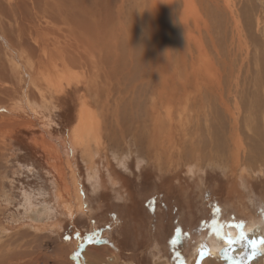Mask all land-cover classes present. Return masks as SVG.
<instances>
[{
    "label": "rangeland",
    "instance_id": "374dc122",
    "mask_svg": "<svg viewBox=\"0 0 264 264\" xmlns=\"http://www.w3.org/2000/svg\"><path fill=\"white\" fill-rule=\"evenodd\" d=\"M195 1L199 20H180L184 9L180 0L176 25L170 23L171 34L165 38L160 0H62L66 5L57 14L53 11L56 19L48 28L55 46L52 45L55 50L51 54L55 65L48 68L45 76L36 77L35 86L28 85L26 89L35 94L32 100L37 104H46L55 95L56 105L51 102L49 109L40 108L36 113L21 108L19 99L25 88L22 91V82H13L0 48V264H98L113 254H117L119 264H189L198 241L205 240L203 245L208 247V240L215 237L225 244L226 230L242 232L252 214L258 215L264 230V179L253 181L254 198L260 197L261 202L247 203L252 214L244 217L240 207L243 201L247 202V190L238 188L237 177L230 175L228 180L202 158L193 156L188 133L192 120L186 119L182 124L180 119L179 99L181 93H189L190 89L185 86L183 92L179 86L178 57L188 46L194 52V58L185 61L184 75L188 77L193 61L204 55L195 46L191 48L192 42L197 45L194 40L201 36L202 45L209 44L207 38L215 34L210 19H215V12L227 11L222 0H210V4L200 0L208 6L206 9L201 2L198 5L199 0ZM234 10L239 26L249 30L252 10L243 8L238 1ZM204 22L212 35L205 31ZM11 32L14 38V30ZM22 45L29 48L27 41H22ZM250 51L247 61L251 60L248 63L253 75L244 80L248 85L242 82V93L249 89L244 100L256 102L260 101V93L255 95L253 85L258 80V69L254 66V52L251 48ZM261 60L262 54V66ZM71 79L89 91L84 92V99L80 92L66 86L67 82L74 85ZM191 79L189 74V83ZM39 89L45 98L38 94ZM79 97L86 102L85 109L92 115L94 125L74 141ZM245 101L239 119L243 131L249 107ZM256 122L250 128L252 137L260 133ZM46 138V144L55 149H62V145L63 159L46 158L37 144ZM240 138L244 140V135ZM117 158H123L127 169L118 165ZM189 163L197 166V177L191 179L194 182L185 174ZM86 167L96 168L101 176L103 189L99 192L91 193ZM74 168L76 172L72 174ZM72 175L87 198L90 211L66 219L54 194L60 195V200L73 207L74 212L77 210ZM110 176L118 178L120 186L104 185ZM119 196L123 198L117 199ZM260 240H264V235ZM260 245L264 246L258 244L257 250ZM93 254L99 257L93 258Z\"/></svg>",
    "mask_w": 264,
    "mask_h": 264
},
{
    "label": "bare ground",
    "instance_id": "6f19581e",
    "mask_svg": "<svg viewBox=\"0 0 264 264\" xmlns=\"http://www.w3.org/2000/svg\"><path fill=\"white\" fill-rule=\"evenodd\" d=\"M179 1L180 0H160L161 2L160 6L162 8V13L164 12V16H165V19L163 20L164 29L166 31V34H164L165 38H168V35H169L168 33H170L168 32L170 23L175 22L174 24L176 25L175 19L177 18H175V16L177 15L176 14L177 8H179L178 3L179 4L181 2L184 3V9L180 13V20L182 22L187 23L188 20L190 19L199 20L198 15H197L198 13L196 10L195 0H181V2ZM206 1L209 2L210 0H205V2ZM236 1H238V3H240L243 8L245 6V8L249 7V9L252 10L253 19L252 18L251 19L253 21H251L252 23L248 25L250 26L249 30L247 29L244 31L241 28L242 26H239V22L236 16V10H234ZM200 2L201 1L199 0L198 5L200 4ZM221 2L225 4L227 11H225V13L223 12L224 14L221 12L219 14L215 12L214 13L215 19H212V18L210 19L212 20L210 24L213 23L212 28L215 30V34H213L214 36H210V38H207L208 41H210L209 44H207L206 46H203L202 45L203 40L201 36H199V39H201L202 43L199 39H197V40H194L196 41L197 45H194L193 42H192L193 47L190 45L192 49H194V46H195L196 51H200V52L203 51L204 53L203 57L201 58L199 57L198 59H196V62L193 61V69L191 72L189 71L190 73L188 72L190 74V77L192 76V79H191L192 82L190 83L187 80L189 77V74L187 73L188 77L184 75L185 68H186L185 61L188 59L192 60L194 58V57L192 58V54L194 52L192 53L189 46L186 51L184 48L181 47L185 51L183 53H181L180 50L178 51L179 53H181V58L178 57L179 61H181L180 68L178 67L179 66L178 63L176 67L180 71V72L178 71L179 72L178 74H180L178 78H180L181 80V84L179 86H181L180 88L183 92H185V89H186L185 86H187L190 89L189 93L187 92L181 93L180 99L178 98L179 99V115H180L182 124L183 122L186 121V119L187 121L192 120L191 128L190 127H189L190 129L188 128L190 132L188 133L190 136L189 138H191L190 139L191 142L189 143H191V150L194 154L193 156L202 158L203 162L207 166L216 168L217 170L221 172L223 176H226L228 180H229L230 175H232L234 179L237 177L236 184L238 188L240 186H243L247 190L246 191L247 195L245 194V198H244V199H247V202L243 201V203H241L240 213H242L244 217L246 216L248 217L252 214V212L248 211L250 207H248L247 203L257 204L258 201L261 202L260 197H258V199L254 198L256 194L253 191V188L251 187L252 183L253 181H256V180L260 181L261 179H264V69H263L264 67L263 66V62H264V0H235V2H233V0H222ZM201 3L203 4V6H206V3L205 5L203 2ZM214 3L213 5H215ZM65 5H64V2H62V0H0V48L2 50L1 52L7 59V62L10 68L9 71L10 73H12L11 76L12 75L14 76L13 82H15V85L16 83L20 84L22 82L19 85V87L21 88L20 90L25 88V92L22 90L23 93H21L19 104L21 108L27 109L30 113L32 111L36 113V111L40 108L49 109L51 102L55 104V100H54L55 95H54V98L53 96L49 98L48 103L44 104V102H40L37 104L36 103L37 101L35 102L33 101L34 99L32 100V98L35 97V94L33 92L27 91L26 89L29 87L28 85L35 86L36 77L40 78L44 73L48 72V68H51L52 65H55V63H53L54 61L51 60L53 58L52 57L53 55L51 54L54 52L55 49L53 50L52 48L54 46L53 44H51V41H50L52 40L50 38L52 35L49 33L48 30L51 28L49 27V25H51L52 20L54 18L56 19V16H54L53 11H56V14H57V12H60L65 7ZM207 7L208 6L204 8L206 9ZM215 8H217V6ZM197 9H201V8H197ZM240 12L242 13V11ZM70 16L71 15L69 14V17ZM206 22H209V21H206ZM203 24L205 26V31L208 32L205 22ZM244 24H246V21ZM197 26H199V24H197ZM12 29L15 32V34H13L15 36L14 38L11 36ZM53 29H55V27ZM176 29H178V27ZM209 33L210 32H208V34ZM179 37H180V34H179ZM57 39H58V36L54 40H57ZM22 41H25V43L27 41V46L29 48L24 49L22 47L23 46ZM29 42L32 44V45L30 44L31 46L29 45ZM167 45H169V43ZM250 48L254 52L253 53L254 57H256V60H254V66L255 68L258 69L256 73L258 84H256L257 82L255 83V81L253 80L255 85H253L254 87L253 86L252 87L255 89V92L252 91V93L254 92L256 96H259L258 92L260 93V96L258 97L260 98V101L257 100L255 96L256 100L259 102H257L256 100H255L256 102L251 101V100L245 101L246 100L245 96H248L247 92L249 89L245 88L247 92L242 93V90H243L242 82L249 77L252 78L251 75H253L252 72H251L252 74L250 73L251 70L249 67V63L251 62V60L250 62L247 61V56L250 57L251 55ZM56 49L58 50V48ZM261 54L263 55V60H261L262 66L260 63ZM199 59H200V63H199ZM79 61L80 60H78V62ZM74 63L76 64L75 61ZM56 65H57V62H56ZM66 70H69V69H66ZM61 73H63V71ZM70 81H72V79ZM185 81H188V84H186ZM45 82H46V79H45ZM71 83H73L74 85L71 86V84L67 82L68 85L66 86H68L69 88H74L73 90L76 92H80L81 94L79 96L84 99V92L89 93V91L88 90L86 91V89H82V86L76 81H72ZM245 83L247 84V82L244 81V84ZM64 88L65 90L68 89L65 86ZM41 91L39 89L38 94L44 97V93ZM133 93L134 91L131 94L133 95ZM81 98H80V102H81L80 107L76 114V121H77L76 126L73 129L74 141L76 140V137L85 133L87 129H89L91 126L94 125L92 115H90L88 111L85 109L86 102H84ZM243 101H245V104L248 103L249 105L247 115L244 119L245 121L243 120L245 131H243L242 129L243 123L240 124L241 121H239L240 113H241L240 110H242L240 109V107L245 106L242 103ZM258 106H260V108ZM17 107H19V105ZM21 108L19 109V112L21 111ZM155 110L157 111L158 109L155 108ZM259 110H261L260 113H259ZM10 113H13V112H10ZM257 114L259 115V119L257 118ZM148 118H149V115H148ZM256 119L259 120L258 123L256 122ZM115 122L118 123V121H115ZM135 122H136V119H135ZM254 122H256L257 125L259 126L260 133L253 134L254 136L252 137L249 133L251 131L250 128L252 127ZM253 128L254 127H252L251 129ZM134 130L135 129H133V131ZM241 134L244 135V140L240 138ZM47 140L48 139L46 138L40 141V143H37L40 149L45 153L46 158L50 160L51 158H54V157L58 159H63V156L65 157V155L62 154V149H63L62 145H60V148L62 149H55L56 147H53L52 144L50 145H47L48 143L46 144L45 141ZM69 148L67 150H69ZM70 149L73 150V147ZM117 161L120 167H122L123 169L126 168L123 162V158H117ZM71 165H72V162H71ZM196 167H197L196 165L191 164V163L186 165L185 174L190 180L194 178V175L196 176L195 174V171H197ZM85 171L87 172L86 182L88 183L89 187L92 190L91 193H96V191L103 189V185L100 182L101 176L98 174L96 168L92 169V168L86 167ZM75 172H76V168L71 169L72 174H74ZM73 177H72V184H73L72 190H73L74 196L78 200V207L75 212H74L73 207L68 205L66 202L60 200L59 198L61 197L60 195L57 194L58 196H55L54 194V199L56 203L61 204L63 207L62 214L66 219H71L73 216H75L76 214L80 212L87 215V213H89L88 211H90L88 207V203H87V198L84 199L83 194L81 193V187L79 183L77 182V180L75 179V177L74 178ZM198 179L201 180V177H198ZM119 182L120 181L118 178L113 179L110 176L109 181L104 182V185H108L112 187H115L116 185L120 186ZM244 182H246V185L243 184ZM122 198L123 196L117 197V199H122ZM253 213H255V211ZM252 215L253 216H250V218L248 217L249 222L247 226L242 230V232L240 233L236 231L232 232L231 230L227 229L226 234H224L228 237L227 239L228 241H239V242L235 244H229L228 242H226L225 244H222V242L218 238L214 237L208 240L209 245L208 247H205L203 245V242L205 240L204 241L200 240L197 242L198 247L197 245H195L193 249V260L189 262V264H264V246H261V245L258 247L257 255L254 258L249 259V257L251 256V251H252L251 246H250V241L252 240L260 241V237L264 235V230H262L261 228V226L263 225L259 224L261 223L260 218H258V215H254V214ZM257 219H259L260 221L257 222ZM118 229H119V226H118ZM241 235L244 236L243 240L240 239ZM95 250H98V248H95ZM85 254L86 253H84V257L87 258L88 256H85ZM96 256L97 254L96 255L93 254V258L99 257V255L97 257ZM98 264H119L117 254L116 255L113 254L111 257H107L103 262H100V263L98 262Z\"/></svg>",
    "mask_w": 264,
    "mask_h": 264
},
{
    "label": "snow or ice",
    "instance_id": "6c2138e0",
    "mask_svg": "<svg viewBox=\"0 0 264 264\" xmlns=\"http://www.w3.org/2000/svg\"><path fill=\"white\" fill-rule=\"evenodd\" d=\"M217 235H219V233H217ZM240 239L243 240L244 236L241 235ZM237 242H239V241H228L229 244H235ZM172 243L175 244L176 240H173ZM258 244H264V240H260V241L252 240V241H250V246H251L252 251H251V256L249 257V259L254 258L257 255V245Z\"/></svg>",
    "mask_w": 264,
    "mask_h": 264
}]
</instances>
